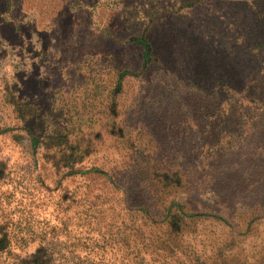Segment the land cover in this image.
Returning <instances> with one entry per match:
<instances>
[{
	"label": "rangeland",
	"instance_id": "obj_1",
	"mask_svg": "<svg viewBox=\"0 0 264 264\" xmlns=\"http://www.w3.org/2000/svg\"><path fill=\"white\" fill-rule=\"evenodd\" d=\"M4 235L0 264H264V0H0Z\"/></svg>",
	"mask_w": 264,
	"mask_h": 264
},
{
	"label": "trees",
	"instance_id": "obj_2",
	"mask_svg": "<svg viewBox=\"0 0 264 264\" xmlns=\"http://www.w3.org/2000/svg\"><path fill=\"white\" fill-rule=\"evenodd\" d=\"M7 84H8V86H9V85H10V82L7 83ZM10 86H11V85H10ZM10 86H9V87H10ZM9 87H8V88H9ZM12 92H13V89H12V87H11V89H9L8 92H7L8 95H9V97L11 98V100H13V93H12ZM5 239H6V237H5V235H4V239H2V240L0 241V246L3 247V244L5 243Z\"/></svg>",
	"mask_w": 264,
	"mask_h": 264
}]
</instances>
